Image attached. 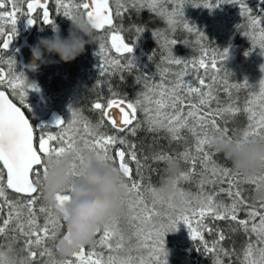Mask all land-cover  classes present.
<instances>
[{
    "label": "snow or ice",
    "instance_id": "6c2138e0",
    "mask_svg": "<svg viewBox=\"0 0 264 264\" xmlns=\"http://www.w3.org/2000/svg\"><path fill=\"white\" fill-rule=\"evenodd\" d=\"M7 2L11 4V11H5L6 0H0V20L7 18L13 27L9 37L0 40V64L4 63L5 50L17 34L16 17L25 13L26 25L31 27L37 23L34 14L40 10L42 23L55 29L49 10L53 4L58 15L69 20L80 18L93 29L94 41L99 43L98 55L104 58V63L98 64L99 74L107 80L103 87L107 88L110 98L106 103L101 102L102 98L91 103L90 109L97 113L95 121L69 106L72 119L57 118L52 126L67 128V132L54 135L45 132L48 127L33 128L22 110L27 108V92L36 91L35 86L26 82L23 72L9 76L0 68V237L9 241L7 251L0 245V264H167L164 238L167 233L176 232L178 225L187 229L192 241L201 242L204 250L213 256V264H233V256L239 264H264V203L254 199L250 202L245 194L253 192L254 185L264 175L244 177L227 163L221 164L216 159L219 153L211 147V139L216 135L230 138L238 145L264 137V80L260 81L258 95L246 79L242 83H230L231 73L223 69L229 55L227 48L213 49L210 61L203 45L204 54L198 60L173 55L174 46L182 43L174 35L178 27L195 32L200 40L207 39L184 19L183 9L187 4L209 11L223 4L238 6L246 22L236 25V29L252 40V48L245 56L255 50L264 56V12L253 13L245 0ZM143 10L167 24L164 30L152 31L160 48L148 60L153 61L158 51L160 63L151 75L136 70L131 55L145 27L134 26L133 43L126 42L122 35L125 16ZM7 64L16 65L12 57H8ZM209 64L214 70L210 76ZM260 71L264 72V65ZM125 72L135 73V82L140 86L135 99L121 97L111 84L117 74L123 82ZM221 72L224 73L222 84ZM245 88L255 98L246 97L241 102L233 93ZM221 91L225 94L223 98ZM239 115L246 120L242 135L237 136L234 129L230 135L228 125ZM140 132L152 136V146L166 139L181 145L182 150L173 154L161 147L150 154L138 152V144L131 138L138 137ZM84 153L94 156L99 165L111 164L119 171L125 196L119 214L110 217L97 230L90 245L81 246L60 260L55 258L54 246L63 236L64 223L51 208L39 203L41 192L36 182L49 171L46 161L66 165L69 183L78 182L83 175ZM173 158L188 165L173 181L179 204L174 202L176 196L163 198L150 176L145 183V169L149 173L158 172L153 164ZM202 176L215 182L205 184L200 180ZM182 182L194 185L196 192L185 189ZM206 185L212 186L211 189ZM70 199L68 190L56 196L58 206ZM215 222H225L229 232L245 238L238 251L224 246L231 237ZM205 231L213 236L211 245L204 238Z\"/></svg>",
    "mask_w": 264,
    "mask_h": 264
},
{
    "label": "trees",
    "instance_id": "16d2710c",
    "mask_svg": "<svg viewBox=\"0 0 264 264\" xmlns=\"http://www.w3.org/2000/svg\"><path fill=\"white\" fill-rule=\"evenodd\" d=\"M215 2V0H213ZM247 7L253 12L258 10L264 12V2L261 0H245ZM26 8V5L24 6ZM5 11H11V4L5 3ZM50 17L53 20L55 27L60 29L59 34L62 37L67 36V31L70 26V20L63 17V15H58L53 4L49 5ZM184 19L188 21L190 25H194L198 31H201L207 39L200 40L195 32H187L183 27H178L174 33L175 37L181 42H178L173 48V55L176 58L188 59V60H198L203 56V45L204 48L208 50V61L213 58V49H228V59L223 64V69L231 73L229 77L230 83L243 82L245 79L252 86L254 92L257 90L256 85L261 80H264V72L260 71V66L264 65V56L258 54V50L252 51L249 55L245 56V52L252 48V40L246 37L243 31H237L236 25L244 24L246 21L240 16V9L238 6L223 4L217 8L209 11L207 8L203 7H192L191 4L184 6ZM37 23L33 25V31L31 39H27L28 43L33 46L37 41V37H41V32H45L46 35L43 37H51L53 32L52 25H45L42 23L40 14H34ZM26 14L21 13L16 17L18 26L16 24L17 34L13 37L12 45L8 46L5 50V55L3 57L4 63L0 64V68L3 72L9 76L19 75L20 72L24 73V78L26 82L30 85L29 81L32 73L34 71H29L23 68L20 64V59L17 54V44L20 35V25L21 22L26 20ZM259 18V17H257ZM134 26H144L145 31L141 34L139 39L136 40L133 45V52L131 54L135 69L143 72L145 75H151L156 73V65L160 63V55L157 51V55L154 57L153 61L148 60V56L153 53L154 50L160 48V44L157 42L156 38L152 36L153 30H164L167 27L166 22L160 17L154 15L153 13L143 10L140 12H132L125 16L123 20L124 32L122 35L125 37L126 42L133 43L135 41L136 33ZM13 25L7 20H0V31L3 32V36L0 40L6 39V37L11 34V29ZM131 29V31H129ZM251 31V29H249ZM27 31L23 33L22 36L26 35ZM95 35V33H94ZM17 39V40H16ZM259 40V36H257ZM163 41L161 40V43ZM99 53V43L93 41L90 46H86L83 55L77 57L71 64L61 63L57 65V68L50 66L53 70L51 78L46 82L41 80V89L45 90L46 94L51 96L49 106L57 112L58 115L65 119L64 121L71 120L72 114L68 111L69 106L76 111H82L83 115L95 121L97 119V113L90 109L91 103L95 102L98 98H102L101 102L106 103L107 98H110V94L107 88L103 87L107 80L101 77L99 74L98 64L104 63V58ZM107 55V54H105ZM114 55V54H113ZM8 57H12L15 60L16 65L9 66L7 64ZM58 57L52 56V61L58 62ZM217 63H220L219 57H216ZM214 70L209 64L208 75H212ZM200 74L204 75V70L200 69ZM125 80L122 82L119 78V74L111 79L112 86L120 94L121 97H127L128 99H135L136 93L140 90V86L135 82V73L129 74L124 73ZM219 77H224V73H219ZM157 82H159V76L157 75ZM37 88V87H35ZM29 90L27 92L26 99L29 98ZM31 94V93H30ZM238 95L241 102L244 101L246 97L253 98V92L250 89H241L239 93H233ZM221 97H224V93L221 91ZM26 104V103H25ZM33 104V103H32ZM27 107L31 105L28 102ZM28 117H33V114L29 111L23 109ZM32 119V118H31ZM39 119H35L36 122ZM33 121V122H34ZM246 126V120L243 115L237 116L228 125L231 130H236L235 134L237 136L242 135V131ZM46 127V126H43ZM67 132V128H64ZM45 132L55 134L49 130L45 129ZM186 134V133H185ZM138 144V152L144 154H150L152 151L157 150L161 147L169 153L175 154L182 150L181 145L177 143H170L166 139H161L155 145H153L152 136L145 132H140L138 137L131 138ZM216 159L221 163H227L229 167H232L231 162L226 160L222 154H218ZM151 163V161L149 162ZM181 170H186L188 165L180 163ZM154 169H159V171H152L149 173L145 169V183H148V177L150 176L151 183L157 188L160 186L161 178L164 176L165 163L153 164ZM180 170V171H181ZM183 186L187 190H191L193 193L196 192V187L194 185H189L187 182H182ZM209 189L212 186L206 185ZM251 187V186H249ZM249 197V201L253 200V192L245 193ZM175 203L179 204V197H175ZM43 204L42 201H39ZM160 206L157 205V210ZM243 215V213L241 214ZM159 219V217H157ZM207 223L211 224V221ZM220 227L224 228L226 234L231 237V239L224 242V246L229 249L239 250L241 248L242 242L245 239L241 234H233L228 231L225 222H215ZM182 227V228H180ZM180 228V231H179ZM183 225L178 226V230L173 233H167L164 238L165 249L168 253L166 260L167 264H213V256L204 250L203 245L199 241H192L189 237L183 236ZM205 240L211 245L213 236L209 235L206 231L203 233ZM172 236V237H171ZM234 241V243H233ZM9 241L1 242L4 250L7 251V245ZM18 243V242H17ZM55 251V250H54ZM171 255V256H170ZM55 258L58 259L55 253ZM227 260V258H225ZM233 264H239L237 257L233 256L231 258Z\"/></svg>",
    "mask_w": 264,
    "mask_h": 264
},
{
    "label": "clouds",
    "instance_id": "9594fccd",
    "mask_svg": "<svg viewBox=\"0 0 264 264\" xmlns=\"http://www.w3.org/2000/svg\"><path fill=\"white\" fill-rule=\"evenodd\" d=\"M94 41L93 29L80 18L70 20L67 36L62 37L53 29L51 37H40L30 48L33 64L30 71L40 65H49V57H58L60 63H70L83 55L85 47ZM211 147L216 153L231 162L232 168L246 178L264 175V137L252 139L239 145L230 138L212 137ZM83 175L76 183H69V169L64 164L53 165L46 161L49 171L36 182L41 192V201L52 209L64 223V233L56 240L54 250L58 259L63 260L81 246L90 245L94 234L112 216L119 214L125 189L121 186V175L111 164L99 165L89 153L83 154ZM181 170L175 158L165 162L164 176L159 192L163 198H174L177 193L173 181ZM201 182L212 184L208 176L200 177ZM69 191L71 199L57 204L58 193ZM253 199L264 203V178L253 188ZM66 218V219H65Z\"/></svg>",
    "mask_w": 264,
    "mask_h": 264
},
{
    "label": "rangeland",
    "instance_id": "374dc122",
    "mask_svg": "<svg viewBox=\"0 0 264 264\" xmlns=\"http://www.w3.org/2000/svg\"><path fill=\"white\" fill-rule=\"evenodd\" d=\"M7 19V18H6ZM55 29L58 30V32L60 31V29L58 27H55ZM53 34V32L51 33V35ZM43 35H46L45 32H41V37H43ZM37 38H40V37H37ZM20 41V44H23V39L19 40ZM131 54H134V52L132 51ZM49 60L51 61V63L47 66L45 65H41L37 70H35L29 81L31 82L32 85H34L35 87H37L36 91H32V92H29L28 95L29 96V100L26 99V104H28V102H32V108H31V111H33V116H40L43 112H45V119H40V120H37V124H38V127H42V126H45V122L46 121H55L57 119V117H55V115L53 114L52 112V108L49 106V103H50V100H51V96L49 98V96L46 94L45 90L39 88L41 87V80H44V81H48L50 78H51V75H52V69L50 68V66H53L55 68H57V65L58 64H61L60 62L57 63L56 61H52V57H49ZM68 64H71L68 63ZM259 85H260V82L258 83V85H256L255 87H257V90L255 91V94L258 95L259 94ZM255 90V89H254ZM31 93V94H30ZM255 98V97H253ZM48 108H50V110H48ZM41 109L40 112H36L37 110ZM60 118V116L58 117ZM61 119V118H60ZM62 120H65L63 119L62 117ZM53 132H56L54 135H59L61 134V132H66L64 129H57V128H54L52 130ZM179 226V225H178ZM195 221H193V227H195ZM182 228V227H180ZM180 228H179V231H180ZM183 236L182 237H189V234H188V231L187 229L183 226ZM172 237V236H171ZM5 241V238H2L0 237V244L1 242ZM171 256V255H170ZM175 264V262L173 263Z\"/></svg>",
    "mask_w": 264,
    "mask_h": 264
},
{
    "label": "flooded vegetation",
    "instance_id": "af4514ba",
    "mask_svg": "<svg viewBox=\"0 0 264 264\" xmlns=\"http://www.w3.org/2000/svg\"><path fill=\"white\" fill-rule=\"evenodd\" d=\"M35 14H40V10H37V12L35 13ZM26 20H24V22H21L22 24L20 25V35H19V38H18V41L19 40H21V39H23V44H21L20 46H19V44H20V41L18 42V46H17V49H16V51H17V54H18V56H19V58H20V60H21V57H20V55H19V53H18V50L21 48V47H23V46H29L30 48L32 47L31 46V44H29L28 43V41H27V39L29 38V39H31V36L32 35H34V34H32V31H33V26H31V27H29V26H27L26 25V22H25ZM10 22V21H9ZM11 23V22H10ZM17 26H18V22H17ZM25 31H27V34L26 35H24V36H22L23 35V33L25 32ZM10 35V34H9ZM9 35L6 37V39L9 37ZM17 40V39H16ZM12 41H13V39H12ZM14 42V41H13ZM12 45V42L9 44V46H11ZM23 68H26L27 70H29V68H27V67H24V66H22ZM38 68H36V70H37ZM30 71V70H29ZM29 100V99H28ZM25 103H26V100H25ZM29 103H31V105L29 106V107H27L26 108V110H29L31 113H33V111H31V106H32V102H29ZM23 110V109H22ZM48 110H50V108H48ZM41 111V109H39V110H37L36 112H40ZM116 111H118L117 109H113V112H116ZM52 112H53V114L55 115V117H59L60 115H58L57 114V112L55 111V110H52ZM24 114H25V117L28 119V121H29V123H30V125L33 127V128H36V129H39L40 127H38V124H37V122H35L34 120L35 119H45V112H43L40 116H33V117H28L27 115H26V112L24 111ZM60 118L62 119V117L60 116ZM59 118V119H60ZM34 121V122H33ZM52 121H46L45 122V126L46 127H48L49 128V130H53L54 129V127H52ZM44 205V204H43Z\"/></svg>",
    "mask_w": 264,
    "mask_h": 264
},
{
    "label": "water",
    "instance_id": "95a60500",
    "mask_svg": "<svg viewBox=\"0 0 264 264\" xmlns=\"http://www.w3.org/2000/svg\"><path fill=\"white\" fill-rule=\"evenodd\" d=\"M18 53L21 57V64L23 66L28 67L29 65L33 64L34 62L32 61V56H31V51L29 46H23L18 50ZM53 121V125H54Z\"/></svg>",
    "mask_w": 264,
    "mask_h": 264
}]
</instances>
